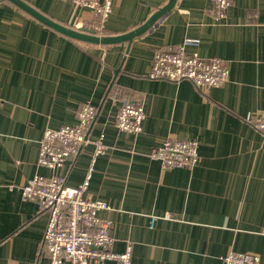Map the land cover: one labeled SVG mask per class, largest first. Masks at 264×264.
<instances>
[{
  "label": "crops",
  "instance_id": "1",
  "mask_svg": "<svg viewBox=\"0 0 264 264\" xmlns=\"http://www.w3.org/2000/svg\"><path fill=\"white\" fill-rule=\"evenodd\" d=\"M25 1L71 27L92 17L70 0ZM166 1L112 0L98 34L128 31ZM229 1L226 16L214 18L210 0H176L126 51V43L64 36L0 0V264H48L47 213L21 188L52 173L37 164L44 130L74 125L85 102L96 107L88 138L103 133L106 147L87 190L110 206L100 216L111 220L112 251L130 242L131 264H224L230 250L257 254L264 264V137L251 125L264 112V0ZM187 37L199 40L184 46L187 53L223 60L224 85L147 77L154 52ZM115 90L142 105L141 132L114 126ZM168 137L197 141L194 167L163 169L150 157ZM92 149L85 145L56 170L69 185L83 181Z\"/></svg>",
  "mask_w": 264,
  "mask_h": 264
},
{
  "label": "built area",
  "instance_id": "2",
  "mask_svg": "<svg viewBox=\"0 0 264 264\" xmlns=\"http://www.w3.org/2000/svg\"><path fill=\"white\" fill-rule=\"evenodd\" d=\"M91 10L92 17L82 27L100 32L112 10V0H70ZM229 0H210L208 14L214 18L226 16ZM197 38H184L177 47L156 50L152 58L150 79L172 82L188 80L196 86H222L229 71L219 57L204 58L196 52L187 53L185 45H197ZM110 102L116 105L114 126L124 132L137 134L142 130L143 107L139 101L111 91ZM96 117V107L82 103L74 125L47 128L41 138L37 164L52 170L49 175L35 174L22 186V196L36 200L40 210L47 213L42 236L48 264H103L114 260L118 264H131L132 246L128 242L122 252H114V237L110 232L111 220L100 216L110 209L107 202L88 192L90 175L96 158L105 153L103 133L94 140L88 138V129ZM252 127L264 137V112L254 115ZM91 143V165L83 181L71 186L62 170L65 162L75 159L81 148ZM150 157L163 169L192 168L199 159L198 143L193 139L168 137L156 147ZM151 224L154 218H151ZM224 264H259L260 258L251 252L228 251L221 256Z\"/></svg>",
  "mask_w": 264,
  "mask_h": 264
},
{
  "label": "water",
  "instance_id": "3",
  "mask_svg": "<svg viewBox=\"0 0 264 264\" xmlns=\"http://www.w3.org/2000/svg\"><path fill=\"white\" fill-rule=\"evenodd\" d=\"M32 18L39 21L41 24L47 26L48 28L64 35L69 38H72L74 40L88 43V44H95V45H113L118 43H126V51H128L129 46L132 42V40L140 35H142L144 32H146L148 29H150L157 20H159L161 17H163L165 14H167L175 5L176 0H167L162 6L156 8L148 17L147 19L142 22L141 24L137 25L136 27L125 31L123 33L119 34H98L95 31L91 29H86L83 27H71L65 24H62L35 7H33L31 4L27 3L25 0H7ZM114 73L116 71L114 70ZM111 87V86H110ZM98 113V111H97ZM95 119L90 124V127L93 125Z\"/></svg>",
  "mask_w": 264,
  "mask_h": 264
},
{
  "label": "trees",
  "instance_id": "4",
  "mask_svg": "<svg viewBox=\"0 0 264 264\" xmlns=\"http://www.w3.org/2000/svg\"><path fill=\"white\" fill-rule=\"evenodd\" d=\"M96 33H99V32L96 31ZM103 34H106V32H103Z\"/></svg>",
  "mask_w": 264,
  "mask_h": 264
},
{
  "label": "rangeland",
  "instance_id": "5",
  "mask_svg": "<svg viewBox=\"0 0 264 264\" xmlns=\"http://www.w3.org/2000/svg\"><path fill=\"white\" fill-rule=\"evenodd\" d=\"M230 2V1H229ZM72 3V2H71ZM74 4V3H73ZM76 5V4H75ZM230 5V4H229ZM79 6V5H78ZM229 7V6H228ZM86 8V7H85Z\"/></svg>",
  "mask_w": 264,
  "mask_h": 264
}]
</instances>
